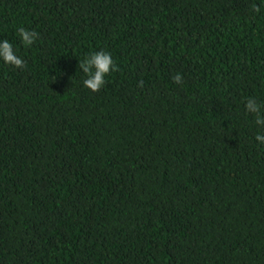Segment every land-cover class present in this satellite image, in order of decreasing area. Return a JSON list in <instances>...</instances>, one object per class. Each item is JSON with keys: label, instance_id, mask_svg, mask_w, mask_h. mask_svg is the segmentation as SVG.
<instances>
[{"label": "trees", "instance_id": "16d2710c", "mask_svg": "<svg viewBox=\"0 0 264 264\" xmlns=\"http://www.w3.org/2000/svg\"><path fill=\"white\" fill-rule=\"evenodd\" d=\"M5 40L0 264H264V0H0Z\"/></svg>", "mask_w": 264, "mask_h": 264}, {"label": "clouds", "instance_id": "9594fccd", "mask_svg": "<svg viewBox=\"0 0 264 264\" xmlns=\"http://www.w3.org/2000/svg\"><path fill=\"white\" fill-rule=\"evenodd\" d=\"M256 10L258 11L259 9ZM19 36L26 46H30L36 39L37 34L34 31L29 32L21 28L19 29ZM0 58H2L6 64L15 66L16 68L25 67V62L13 52V47L7 40L0 45ZM79 67L83 68L84 72L87 74V79L83 81L84 86L92 92H98L105 84V76L115 70V65L110 53L103 51L91 54L80 63ZM173 79L177 83L181 82L179 74ZM261 107L262 106L252 98H249L245 105L247 112L255 114V122L257 125H264V119H262L260 115ZM255 139L261 144H264V134H257Z\"/></svg>", "mask_w": 264, "mask_h": 264}]
</instances>
